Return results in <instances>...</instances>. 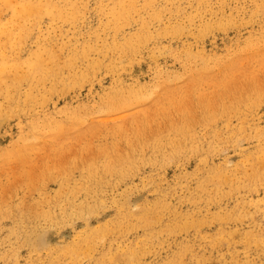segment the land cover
Masks as SVG:
<instances>
[{
	"label": "rangeland",
	"instance_id": "obj_1",
	"mask_svg": "<svg viewBox=\"0 0 264 264\" xmlns=\"http://www.w3.org/2000/svg\"><path fill=\"white\" fill-rule=\"evenodd\" d=\"M0 264H264V0H0Z\"/></svg>",
	"mask_w": 264,
	"mask_h": 264
},
{
	"label": "bare ground",
	"instance_id": "obj_2",
	"mask_svg": "<svg viewBox=\"0 0 264 264\" xmlns=\"http://www.w3.org/2000/svg\"><path fill=\"white\" fill-rule=\"evenodd\" d=\"M36 69V68H35ZM41 70V69H40Z\"/></svg>",
	"mask_w": 264,
	"mask_h": 264
}]
</instances>
